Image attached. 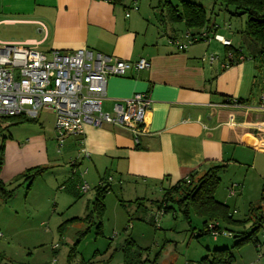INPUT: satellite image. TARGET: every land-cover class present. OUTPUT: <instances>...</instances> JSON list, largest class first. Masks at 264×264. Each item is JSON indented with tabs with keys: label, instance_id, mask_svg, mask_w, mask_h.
I'll return each instance as SVG.
<instances>
[{
	"label": "crops",
	"instance_id": "1",
	"mask_svg": "<svg viewBox=\"0 0 264 264\" xmlns=\"http://www.w3.org/2000/svg\"><path fill=\"white\" fill-rule=\"evenodd\" d=\"M153 2L140 12L139 7L134 9V0L122 4L103 0H0L2 41H29L48 53L85 47L129 62L147 57L152 64L147 70L131 68L125 75L109 77L103 102V108L112 112L116 100L136 92L150 93L147 133L139 142L119 125H87L81 134L68 135L61 151L54 113L49 134L45 125L44 131L31 128L25 134H10L0 173L5 183L29 167L46 165L49 169L42 175L50 172L53 185L66 190L74 206L81 202L83 180L91 188L104 180L111 185L109 195L115 179L120 188L135 182L140 186L135 190L149 191L153 186L172 187L193 174L197 179L215 165L257 171L264 164V101L260 97L264 59L261 48L244 34L245 23L241 19L237 36L232 26L223 33L216 18L220 14H215L207 29L211 38L183 48L179 43L187 40L186 31L196 32L187 27L181 30L169 21L167 26L165 16H158L159 3L155 6ZM214 33L230 39L231 48L239 49L243 58L227 68L202 61L204 55H223L229 49L212 38ZM234 101L242 105L236 106ZM44 111L53 110L43 109L40 118L47 117ZM259 181L260 201L253 204L262 205L264 174ZM93 199L87 200V210ZM253 204L243 218L237 219H248ZM251 227L235 228L246 231ZM192 233L195 236L199 232Z\"/></svg>",
	"mask_w": 264,
	"mask_h": 264
},
{
	"label": "rangeland",
	"instance_id": "2",
	"mask_svg": "<svg viewBox=\"0 0 264 264\" xmlns=\"http://www.w3.org/2000/svg\"><path fill=\"white\" fill-rule=\"evenodd\" d=\"M151 1H154L155 6L160 2L134 0V3L141 12L150 6ZM171 1L174 4L180 2ZM193 1L202 4L209 14L214 12L213 18L215 14H220L216 18L220 20L221 32L226 33L229 26H232V31L237 36L242 25L241 19L244 23L246 16H231L226 10L219 12L223 6L214 0ZM157 10L158 16L159 13L165 16L168 26L166 6L161 4ZM177 26L181 30L186 29L183 23L177 22ZM242 45L245 46L243 43ZM44 113H48L47 117H38L34 122L8 123L4 134L10 138L11 133L25 134L31 128L44 131V125L49 134L54 111ZM63 148L62 146L61 151ZM263 174L264 164L257 171L247 170L244 166L241 170L237 166L223 169L219 173L221 180L215 197L228 203L235 218H243L248 213L249 206L260 201L258 185ZM53 179V175L47 172L36 178L30 186L23 180L12 182L9 188L16 187L14 196L9 200L0 197V264H9L10 258L12 264H123L122 246L130 237L134 239L136 246L143 249L139 257L144 264H197L210 250L223 246L231 247L234 256L231 264H264V226L257 234L262 242L260 247H256L253 242L232 247L233 237L222 233L216 238L212 234L193 236L192 232H200L204 228L201 216L193 211L189 222L176 208L166 212L159 208L167 186L161 189L153 186L149 191H137L135 188L139 189V184L125 183L120 188L115 179L114 190L106 195L101 233H96L97 217L93 214L92 224L85 221L67 222L61 235L60 225L74 216L89 214L92 205L87 210L86 202L95 197V188L89 186V190L80 197L81 202L73 206L66 190H61L56 184L54 186ZM167 204L176 207L174 202ZM262 205L264 206L263 201ZM250 224L248 222L245 225L250 228ZM56 244L58 247L53 249ZM73 247L75 252L71 256L69 252Z\"/></svg>",
	"mask_w": 264,
	"mask_h": 264
},
{
	"label": "built area",
	"instance_id": "3",
	"mask_svg": "<svg viewBox=\"0 0 264 264\" xmlns=\"http://www.w3.org/2000/svg\"><path fill=\"white\" fill-rule=\"evenodd\" d=\"M134 9L138 10V5ZM126 14L129 16V11ZM185 34V42L177 41L183 48L211 38L207 29L196 33L186 31ZM212 38L229 49L223 55L215 52L204 55L202 61L219 63L221 68H227L243 58L241 51L231 48L230 39L218 33H214ZM151 65L147 57L129 62L85 47L75 51L53 49L48 53L29 41L0 40V117L25 115L38 118L43 109H52L55 113L56 139L60 146L68 135L81 134L87 125L102 127L106 124L125 127L139 142L140 137L147 133L146 119L152 105L150 93L136 92L130 97L116 100L112 112L103 108V102L107 96L109 77L125 75L131 68L147 70ZM260 97L264 101V88ZM234 105L240 106L242 103L234 101ZM89 188V184L83 180L81 192L85 193ZM215 224H209L214 237L220 233L232 235L228 231L216 230ZM261 244L257 243V247ZM56 247L57 244L53 249Z\"/></svg>",
	"mask_w": 264,
	"mask_h": 264
},
{
	"label": "trees",
	"instance_id": "4",
	"mask_svg": "<svg viewBox=\"0 0 264 264\" xmlns=\"http://www.w3.org/2000/svg\"><path fill=\"white\" fill-rule=\"evenodd\" d=\"M124 1L125 0H114L112 3L122 4ZM214 2L220 3L221 6H223V9L222 7H220V9L226 10L231 16H246L244 34L261 48V57L264 59V0H214ZM161 4L166 6L167 18L171 23L183 21L187 28L196 30V32L208 29L214 14V12H210L209 14L202 4L193 0H180L179 4H174L171 0H160L159 6H161ZM135 5L137 4L135 3ZM34 121H37V118H30L25 115L0 117V173L5 161V141L8 136L4 134V131L8 128L7 124ZM224 167L225 165L223 164L212 166L197 179H195V174H193L189 179L181 180L176 185L167 188L159 204V208L163 209L164 212L171 208H176L183 214L185 219L189 220V222L191 220V212L194 211L195 214L201 216L204 221V228L196 235L197 237L211 234L209 224L217 223L214 226L216 230L220 232H231L232 235H230V237L234 239L232 247H239L249 242H253L257 247V243L261 242L257 234L264 223V207L261 203L253 204L250 208V217L248 219L235 218L232 211H230L229 205L215 197V191L221 180L219 173ZM48 169L49 166L46 165L29 167L17 174L12 182L23 180L29 183L30 186L37 177ZM12 182L5 183L0 175V197L5 200L11 199L15 194L16 187L9 188V184H12ZM110 191L111 185L106 184L105 181L102 180V182L95 187V197L91 202L92 208L89 214L83 217H73L60 225V234L63 235V228L67 222L85 221L90 223L93 221V214L97 217V222H95L97 224L96 233H101V220L105 213V199ZM170 201L176 203V207H170L167 204ZM262 201H264V193L262 195ZM121 203L125 205L123 201H121ZM251 221L253 224L249 230L240 231L235 228L245 226L246 223ZM234 235H236V237H234ZM135 246L136 242L133 238L130 237L125 240L122 246L124 253L123 264H144V261L140 260L139 257L143 249L139 246ZM230 249L231 247L229 246L216 247L202 257L197 264H231L234 260V256ZM74 252L73 247L69 254L72 256Z\"/></svg>",
	"mask_w": 264,
	"mask_h": 264
},
{
	"label": "water",
	"instance_id": "5",
	"mask_svg": "<svg viewBox=\"0 0 264 264\" xmlns=\"http://www.w3.org/2000/svg\"><path fill=\"white\" fill-rule=\"evenodd\" d=\"M234 237H236V235H234Z\"/></svg>",
	"mask_w": 264,
	"mask_h": 264
}]
</instances>
